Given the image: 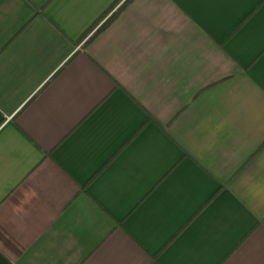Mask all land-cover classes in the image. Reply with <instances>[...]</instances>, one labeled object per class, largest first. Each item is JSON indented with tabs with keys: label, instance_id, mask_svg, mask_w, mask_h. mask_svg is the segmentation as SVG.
<instances>
[{
	"label": "crops",
	"instance_id": "crops-1",
	"mask_svg": "<svg viewBox=\"0 0 264 264\" xmlns=\"http://www.w3.org/2000/svg\"><path fill=\"white\" fill-rule=\"evenodd\" d=\"M0 264H264V0H0Z\"/></svg>",
	"mask_w": 264,
	"mask_h": 264
}]
</instances>
